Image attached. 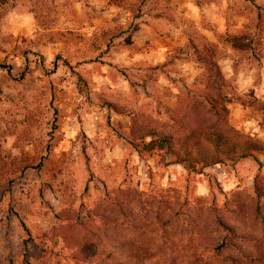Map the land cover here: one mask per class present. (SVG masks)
I'll return each mask as SVG.
<instances>
[{
	"label": "rangeland",
	"instance_id": "374dc122",
	"mask_svg": "<svg viewBox=\"0 0 264 264\" xmlns=\"http://www.w3.org/2000/svg\"><path fill=\"white\" fill-rule=\"evenodd\" d=\"M195 2L220 6L227 35L263 42L260 0ZM237 14L249 18L240 29ZM200 35L175 0H0V264H99L67 239L100 234L99 215L114 221L117 199L130 201L146 223L137 240L147 247L144 264H170L171 255L180 264L183 253L202 250L208 229L194 226L208 221L209 208L226 212L234 194L246 202L248 221L257 205L264 212L254 192L255 180L264 184V151L177 163L153 138L131 141L129 116L108 106L173 131L183 114L176 109L204 88L187 40ZM124 42L128 58H121ZM224 55H234V73L248 70L253 82L242 90L224 76L228 122L242 138L264 143V113L247 105L264 101L253 89L264 88L261 62L217 46L216 58ZM255 233L264 236V226ZM92 239L101 255L110 253Z\"/></svg>",
	"mask_w": 264,
	"mask_h": 264
},
{
	"label": "trees",
	"instance_id": "16d2710c",
	"mask_svg": "<svg viewBox=\"0 0 264 264\" xmlns=\"http://www.w3.org/2000/svg\"><path fill=\"white\" fill-rule=\"evenodd\" d=\"M234 49L245 50L247 44L239 37L228 35L226 39ZM195 60L202 66L205 82L198 100L191 98L184 108L178 107L182 117L173 131L151 126L140 114L126 113L120 106L110 103L109 108L116 114L129 116V137L131 141L147 137L161 142L177 163L210 165L224 160H236L264 151V143L242 138L228 122V107L224 91L225 78L217 62V47L200 35L197 41L189 39ZM256 104L264 113V101L251 99L247 105ZM254 106V105H253ZM254 192L258 200H264V184L254 181ZM226 212L212 207L206 223L194 226L197 231L207 228L206 235L199 241L202 250L183 253L180 264H264V236L255 233L259 224L264 226V212L257 205L251 221L247 220V204L238 195H232ZM117 215L110 221V215L102 212L99 219L103 225L82 238L71 235L77 253L83 258H99V264H144L149 259L147 247L139 243L146 223L135 213L130 201L116 200ZM179 213V212H178ZM187 220L195 222L193 213H184ZM83 225V224H81ZM107 245L110 253L98 252V241ZM165 235L167 233H164ZM170 264L176 257L171 255Z\"/></svg>",
	"mask_w": 264,
	"mask_h": 264
},
{
	"label": "crops",
	"instance_id": "0c3cea01",
	"mask_svg": "<svg viewBox=\"0 0 264 264\" xmlns=\"http://www.w3.org/2000/svg\"><path fill=\"white\" fill-rule=\"evenodd\" d=\"M95 1H103V0H95ZM176 4H178L179 9L182 10L183 17L187 18L189 22L195 24L196 29L199 31V33L205 38L206 41L214 44L216 47L224 46L227 51L231 53H242L245 51H249L250 54L254 57L255 61L261 62V72H264V40L260 44H254L251 43L247 45V48L245 50H237L234 49L231 44L226 40L227 39V32L228 25L227 20L225 16L222 15L221 11L219 10V7L216 3L212 4H197L195 0H175ZM262 4H264V0H260ZM32 13L29 12L25 14L27 17V23H31V20L33 19L34 15H31ZM237 20L240 24L235 25L237 29L242 28L244 25L242 23H245L249 20V18L246 15L243 14H237L236 15ZM205 19L208 22V25L204 26L202 24V20ZM242 22V23H241ZM143 25H145L143 23ZM264 34V32H262ZM192 37L188 36L187 40L191 39ZM121 48L119 50L122 51L121 58H128L129 56V45L124 42L120 43ZM196 61V60H195ZM197 62V61H196ZM218 64L227 65L226 72L229 74H223L226 78L229 77H236L240 84L242 85V90H247L252 88L251 82V76L246 74L248 70H244V73L242 72V69L239 70V74L234 73V65H235V56L232 55H224L221 58H217ZM237 62V61H236ZM198 63V62H197ZM224 69V68H223ZM255 90H259L258 94L264 95V88L257 89L256 87H253Z\"/></svg>",
	"mask_w": 264,
	"mask_h": 264
}]
</instances>
